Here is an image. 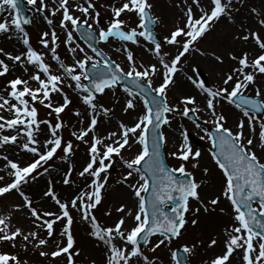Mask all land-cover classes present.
Listing matches in <instances>:
<instances>
[{"label": "snow or ice", "instance_id": "obj_1", "mask_svg": "<svg viewBox=\"0 0 264 264\" xmlns=\"http://www.w3.org/2000/svg\"><path fill=\"white\" fill-rule=\"evenodd\" d=\"M238 2L242 5L244 0ZM26 3L49 26L53 24L51 17L60 13L59 27L65 33L63 43L72 56V63L66 64L57 53L59 36L55 28H51L41 33L39 43L48 49L52 59L57 62L58 69L53 71L52 66L45 61V53L31 45L29 33L24 27L31 20L22 15L21 0H0V34L11 38L9 34L15 33L26 46L25 51L15 55L0 47V54L19 63L26 73L29 66L33 69L28 79L17 76L8 80L4 94H0V111L11 114H0V148L17 145L32 155L29 162L22 164L0 153V158L6 161V175L10 177L0 185V197L17 192L23 203L16 205V209L27 208L32 224L37 229L26 231L22 227H13L9 217L0 216V241L11 242L12 247H16L19 240L25 250L30 244L43 249L54 235L56 222L63 221L60 236L64 242H55L51 251L41 250L39 254L52 258L63 255L67 264H76L75 257L79 251L74 249L76 240L72 232L74 220L71 214V210L75 209L80 213V220L89 225V236L105 246V264H157L158 258L146 255L142 244H151L152 252L164 245L169 248L173 264H188L187 256L182 260L181 253L171 249L172 239L180 237L189 222L192 226L198 224L201 208L205 213L215 212L214 206H218L223 198L229 202L232 224L224 229L222 252L215 255L210 264H232L235 253L240 254L241 264H264V115H257L264 114V86L257 82L258 76L264 77V33L260 31L264 28V8L250 10L259 28L241 24L239 31L232 35L234 41L251 42L255 51L250 53L242 50L236 53L229 50L218 54L215 50H202L199 45L222 18L235 23L233 13L240 9L235 6L234 0H208L207 4H203L202 0H192L198 9L196 14L187 0H181L185 5L183 23L175 25L169 35L164 37L169 45L177 46L176 53L170 59H165L169 53H162V45L154 32V26L161 21L153 12L152 0H119V6L106 5L112 16L104 26H101V13L97 10L95 0H77L74 5L69 0H51L52 7H49V0H26ZM73 9L81 15H74ZM74 32L81 33V38L88 41L87 47L94 55H89L76 42ZM97 38L103 42L115 38L132 44H139L143 38L152 45L148 51L158 58L160 68L156 63H138L133 52L122 45L128 61V70L125 71L119 63L94 46L93 42ZM193 52L210 57L218 65H223L226 59L235 62L223 74L221 82L211 86L206 78H199L202 74L199 67L191 66L192 74H186V78L202 95L203 108L197 96L192 94L181 95L173 103L168 99L170 86L176 84L177 73L183 71L182 61H186ZM78 53L82 54L79 58ZM90 62L92 72L87 71ZM9 71V64L0 58V77ZM158 72L162 77L161 82L153 86L152 78ZM66 79L74 82L67 86L79 93L89 114L87 127L74 131L72 135L89 144V159L79 176L90 178V182L72 198L62 200L49 181L43 195L51 198L60 211L42 212L33 207L32 199L22 189L41 174L37 170L52 160L58 150L64 153L60 157L62 160H68L73 153L72 142H64L59 135V130L64 126L59 116L72 103L63 91L62 85ZM128 79L139 92H134L130 87L123 88L127 94L123 111L127 113L134 110L139 98L143 104L142 114L130 125L120 122L119 131L110 132L106 138L93 135L91 141L85 140L90 132L95 133L99 117H108L113 111L99 103L97 95L114 90L121 81ZM29 80L35 81L36 86H31ZM250 87L254 89L253 95H248ZM53 93H59L63 102L54 105ZM221 101L233 105L241 113L235 130L226 126V115L217 109ZM36 102L50 109V115L53 112L56 114L55 124L38 119ZM202 111L209 113L212 119L202 120ZM75 115L79 117L81 112L76 110ZM177 117L191 121L204 134L202 138H206L211 145L208 151L222 173V180L219 191L213 193L210 199H202L203 182H197L193 172L186 168L189 161L193 169L199 167L201 151L194 149L189 139L190 133L183 125L180 126L181 141L177 150L169 153L182 163L178 167H169L165 163L161 147L167 138L162 128ZM209 123L211 129L204 127ZM41 124L47 125L50 133V138L43 142L38 139ZM4 129L12 131L2 134ZM105 139L112 142L105 143ZM134 145H139V148L130 159L123 160L128 171L119 182L131 191L135 203L132 207L121 203L116 211L123 215L118 217L113 226L102 225L94 210L101 205L108 184L110 165L106 161L114 154L119 156L125 148L132 149ZM43 172L47 173L48 168H43ZM203 172L207 174L209 169L206 167ZM133 177L135 179L129 182ZM0 181H4V176H0ZM62 183H73L71 167L64 173ZM192 200L200 207L190 208ZM219 211L225 213L226 209L219 208ZM189 212L191 217L188 216ZM107 214L111 215V212ZM129 217L132 219L130 227L126 225ZM40 230L45 232L44 236H41ZM154 236L162 238L153 243ZM203 243L201 240L190 245L184 244L183 253L194 255L198 245ZM217 243V239L211 238L208 246L214 247ZM0 264H22V261L17 255L0 252ZM91 264L96 262L93 260Z\"/></svg>", "mask_w": 264, "mask_h": 264}, {"label": "rangeland", "instance_id": "obj_2", "mask_svg": "<svg viewBox=\"0 0 264 264\" xmlns=\"http://www.w3.org/2000/svg\"><path fill=\"white\" fill-rule=\"evenodd\" d=\"M24 2H25L27 9L29 11L31 10V13H32V11H33L32 6L28 5L26 3V0H24ZM234 2H235V6L240 9L239 12L233 13L235 23H233L229 20L227 23H224L223 21L217 23L216 26L211 31V33L208 36H206L204 40H202L200 42L199 47L202 50H208L209 52L212 50H215L218 54L222 53V52L226 53L229 50L234 51L236 53H239L240 51L243 50V47L241 48V46H240L241 41H234L232 39L233 33H236L239 31V25L244 24L245 26H251L253 29L259 28V25L256 24V22H255L256 17L254 16V14H251V12H250V10L252 8H257V5H256L257 0H249V1L244 0V3L242 5L238 2V0H234ZM95 3L99 6H102L99 9V11L101 13V20H102L101 26H104L107 24V22L109 21V19L112 16L111 10L108 7L104 8V6L112 5L113 3L111 2V0H95ZM152 3L154 5L153 12L156 16L160 17V21H161L155 27V32L157 33L158 37L161 38L164 42L162 44L161 51H162V53H169V56L165 57V59L171 58L172 55H175L177 46L169 45L166 42V40L164 39V37L169 35L170 31L174 29L175 25H177L172 20V18H173L172 16H173V14H175L174 11L180 10L181 13H183L185 5L183 3H181V0H152ZM187 3L193 7L194 14L198 13V10L196 9L195 5L192 4V0H187ZM258 4L260 6H263L260 3H258ZM6 15H7V13H6ZM249 15H252V16H250V18H249ZM253 18H255V20ZM133 19H135V17H133ZM252 20H254V23L251 22ZM34 23L35 22H32V19H31V24L25 30L29 34H32L33 43L40 48L41 44L39 43V40L41 37V33L44 31H50V29L48 30V28H46V26L45 27L40 26V25L38 26V25H35ZM260 31H261V33H264V28H261ZM219 33H221V36L219 35V38H216ZM76 35H77V33H76ZM35 39L37 40L38 44L35 43L36 42ZM18 41H19V43H22V39L19 38ZM3 43L0 44V47L3 46ZM126 44H128V46H129L128 49L133 52L134 58L136 59V61L138 63L142 62L145 65L149 64L146 62L145 59L142 60L139 57V56H141V53L139 51L144 49V48L145 49L151 48L152 47L151 44H148L146 41L143 40V38L140 39L139 44L130 45V44H132L131 42H126ZM82 47L85 49V51L87 50L89 55H94V53H92L91 51L89 53V51H88L89 49L85 44ZM101 50H102V48H101ZM104 51L106 52V50H104ZM191 54L200 56L201 59H203V56H201L199 53L193 52ZM191 54L187 57L186 61H182L183 66L187 67L189 64H190V68L193 65L198 66L201 73H202L201 76L199 77L200 79H205L206 77L211 79V77H213L214 75H217V77H220L219 70H215V73H212V70L211 71L206 70L203 65H199L196 62L189 63L188 59L191 56ZM123 55H124L123 59L127 63L128 61L126 59V53L124 52ZM108 56L113 61H115L116 63H119L120 59H119L118 55L116 57H114L112 55L114 58L109 54H108ZM138 57H139V59H138ZM0 58H2V57H0ZM2 59H4V58H2ZM97 59H99V58L97 57ZM156 60L158 61L157 57H156ZM5 61H6V63H8L7 59H5ZM11 63H14V62H11ZM71 63H72V61H71ZM214 63H215V61H214ZM225 63L230 64V63H235V62L229 61L226 59ZM225 63L223 65H218L216 63L215 64L220 66V68L223 70L226 67ZM12 66L13 65L9 66L10 71L8 74H6L3 77H0V94H4V90L6 89L5 86H7L8 80L13 79L17 76H20L21 78H23L22 75L17 72V70L12 69ZM121 66L125 69V71L128 70L127 66H123V65H121ZM189 71H191V69H189ZM161 79L162 78H159V79H157V81L153 82V86H158V84L161 82ZM210 79H208V80H210ZM69 83L74 84V82L68 80L67 83H64V85H62V87H63L64 93H66L69 96L72 103L59 116V120L62 121L64 124V126L59 130V135L62 137V140L64 142H67V141L72 142L73 153L69 157L68 160H62L60 157L63 156L64 153L61 150H58L57 153L55 154V156L53 157V159L48 161L47 164L43 165V168H48V169L57 163H61L63 165L61 171L58 174V179L55 182H54V180L49 178L50 177L49 174L43 172V168L38 169L37 171L41 174L37 175L35 180H30L29 183L27 185H24L23 189H22L25 192V194H27L29 197H30V194H32L33 192L35 194V193H38V191H39L43 194L49 185V181H51L53 189L58 194L59 198H61L62 200H68V199L72 198L73 195L78 191V190H76V188H72L73 183L72 184L70 183L71 185L66 187V191H64L62 189L63 186L61 183H62V180L64 178V173L67 172L70 167H71V181H73V175H74L75 168H76L77 164L78 163L81 164L82 161H83V163H86L87 160L89 159L87 157L84 160H80L82 157H80V154L78 153V150L80 149L79 148L80 144H83L84 147L87 149L89 148V144L85 143L84 141L78 140L75 136L72 135V133L74 131L78 132L81 128H85V124H86L85 122L88 123L89 116H87V119L82 126L79 127L77 124H75V125L73 124V116L75 115V112H76L74 110L76 99L73 98V93L75 91L74 88H69L67 86ZM208 83H209V81H208ZM30 85L35 87L36 82L34 84L32 83ZM116 88H119L120 90L116 89ZM116 88H115L116 90L115 89L114 90H106V92L102 95L98 94L97 95L98 102L105 105L106 107H111L113 105H116V103L118 104L120 102L117 106L119 109L122 108L123 103L121 101L116 100L117 102L114 104V102L108 97L109 93L116 94L118 92H123L124 95L127 96V94L123 91V87L117 86ZM253 90L254 89H252V91ZM180 94L181 93L178 91V88H176L175 85L170 86L169 92H168L169 102L170 103L176 102L175 98H176V96H178ZM185 94H190V93L187 92ZM137 100H138L137 101L138 104L140 105V112L142 114V111H143L142 100H140L139 98ZM62 102H63V100H62V97L60 94H59L58 99H56L55 96L52 94V103L54 105H57V104L62 103ZM220 103L221 104H219L218 110H219V112H223L226 115V117H227L226 126L235 130V125H236L237 120L239 118L236 117L235 115H233V113L228 112L229 107L231 108L230 104H228L225 101H221ZM35 106H36L37 111H38V119L39 120L51 121L53 124H55L57 122L56 114L54 112L51 115L49 114L51 111L50 109H48L47 107H44L39 102H36ZM237 111H239V110H237ZM0 114L5 115V116L11 115L8 112L3 113L2 111H0ZM121 114H123V115H115L111 112L110 115L107 117V118H112V120H113L117 116L114 119L116 121L115 122V124H116L115 128H117V129L119 128L118 125L120 122H124V123L130 125V124L134 123L136 120V118L132 119L131 121L127 120L128 115L126 116L125 112H122ZM200 115H201L202 120L203 119H208V120L212 119L211 116L209 115V113H207V112L202 111ZM102 117H103V115H101L99 117V120H101ZM177 119L180 120V122L176 124L179 131H180V126L183 125L188 130V132L190 133L189 139H190V142L192 143L194 149H199L201 151V157L199 158V167L196 169H193L191 167L192 162L189 161L186 163V168L189 171L193 172V175H194L195 179L197 180V182H201V181L203 182L202 188H201L202 199H206V200L210 199L212 194L215 193L213 190H215L216 187L218 186V182L222 180V173L220 172V170L215 165V163L212 160V158L209 154V151H208V149L211 147V145L206 138H202L204 136V134L202 132H200L199 129L195 128L194 124L191 121H189L186 118L181 119V118L177 117ZM42 125H43V127L48 129L47 125H45V124H42ZM170 126H172V122L170 125L163 126V133H164L166 138H167L169 132L172 131V129H170ZM204 127H208L210 129L212 127V125H211V123H209V124L204 125ZM257 130H258V125H257ZM11 131L12 130L8 129L3 134H8ZM97 133L98 132H95V133L91 132L90 134H88L87 137H85V140L91 141L92 136L96 135ZM245 134L246 135L248 134L247 125L245 127ZM105 143H111V142H105ZM177 146H178V144L171 143L168 140L165 143L166 157H167V160H168L169 165L171 167H178L179 164L182 163L181 160H178L175 157H172L169 155L170 152L177 150ZM138 148H139V145H137L136 148L125 159H130L135 154V152L137 151ZM127 150H128V148H127ZM102 151H103V149H102ZM5 152H6L5 149H4V151H0V153L7 155L10 160H18L22 164L27 163L32 159L31 154H30L29 158H26L27 160L23 161L22 158H17L15 156L8 154V153H5ZM259 154L260 153L258 152V155ZM119 156L114 154L110 160L106 161V163H108L109 165L112 164L113 161H115V163H116V168L114 170L111 169L110 167L108 169V172H107L108 181H111L113 178H116L118 176L122 177L128 171V169L126 168L123 161H122V166L120 165V157ZM3 163L4 164H2V166L4 167L6 164V161L3 160ZM206 167L209 169V172L207 174H205L203 172V169ZM9 179H10V177H7L6 179H4L3 182L0 183V185H2L4 182H7ZM88 182H90V178L88 179ZM216 192H218V191L216 190ZM13 195L19 196V194L17 192L13 193ZM40 197H41V195H40ZM47 198L50 201H52L53 204L55 205L56 209L58 211H60L58 206L55 204V202L51 198H49V197H47ZM108 198H109V195L108 194L106 195L104 193V199L102 200L101 205H99L97 207V209L94 210V214L96 215L97 220L102 225L113 226L114 225L113 224L114 216H116L118 213L116 211V208L118 207V205H117L116 201H113L111 199H110L111 200L110 201ZM222 201L223 202L225 201L227 203L228 208L231 210L229 202L227 200H224L223 198L221 199L220 204L218 206H214V207L219 208L220 205H222V203H223ZM21 203H23V201ZM33 203H34V198H33ZM16 205H18V204H16ZM15 206L14 207H8L7 206V200L4 198L1 199L0 200V216L9 217L10 218V224L13 227H22L26 231L37 230L33 226V224H32V227H28L29 221L32 222V219L30 218V215L28 213V209L24 208L22 210H17ZM33 207H36L38 210L43 211V209L38 204H33ZM195 207H200V205L195 200L190 201V208H195ZM109 211L111 212V215L107 214ZM212 213L213 212L205 213L203 211V209L201 208V212L199 213L198 224L196 226H192L191 223L189 222L186 225L185 230H182L181 236L178 238L172 239L171 246H170L171 249L176 250L178 247L182 248V246L184 244L190 245L194 242L201 241V239L206 238L208 236L210 237V239L211 238L217 239V241L219 240L218 237H221V239L224 240V236H225L224 229L232 224V217L230 216V214H226L224 217H219V218L213 217L207 221H204L203 217H205L206 214L209 215ZM71 214H72L73 220H74L73 225H72V232H73V236L76 240V244L74 246V249L76 251H79V255L75 257L76 264H91V262L93 261V258L90 255H88L86 253V251H84L81 247L82 243H83V242H81L82 235H81V232L79 231V228L77 225V221H81L80 220V213L77 210L72 209ZM118 214H119V216L123 215V213H118ZM188 216L191 217V212H189ZM62 225H63V221L61 222V230H62ZM84 225H85V223H84ZM57 232H58V225L55 224L54 225V235L52 238H54L57 235ZM40 234H41V236H44L45 232L43 230H40ZM161 238L162 237L155 236L152 238V242L155 243L156 240L161 239ZM219 241H221V240H219ZM59 242L63 243L64 238H61V240ZM54 247H55V242L52 244H49L48 246H45L43 249L34 248L30 244L28 249L25 250L21 246L19 240L17 241L16 247H12L11 242L0 241V252H8V253H11L13 255H17L20 258V260L22 261V264H67L66 258L63 255L61 257L52 258L51 256L45 257V256H41L39 254L41 250L51 251ZM142 247H143L145 254L148 255L150 258H153V257L158 258L157 264H173V262L171 261V256H170V252H169L168 247L162 245L159 249L156 250V252L151 251V247H152L151 244H149L148 246L142 245ZM103 250L105 252V246H104ZM222 250H223V248L221 247V245L209 247L208 242H204L203 244L198 245L194 255H189V259H190L191 264H210V259H211L210 256L211 255H217V254L221 253ZM105 254H106V252H105ZM238 255H239V261H240V254L238 253ZM240 264H241V262H240Z\"/></svg>", "mask_w": 264, "mask_h": 264}, {"label": "bare ground", "instance_id": "obj_3", "mask_svg": "<svg viewBox=\"0 0 264 264\" xmlns=\"http://www.w3.org/2000/svg\"><path fill=\"white\" fill-rule=\"evenodd\" d=\"M69 2H70V4L74 5L77 2V0H69ZM111 2L113 3L112 5L119 6V0H111ZM207 2H208V0H202L203 4H207ZM258 3H260L263 6H260ZM256 5H257V9L264 8V0H257ZM52 6L53 5L51 3V0H49V7H52ZM57 6H58V4H57ZM101 7L102 6L97 5V10L99 11V9ZM104 8H105V6H104ZM196 9H197V7H196ZM27 12H28V14L31 17L30 20L32 19V22H35L34 23L35 25H38V26L40 25V26H43V27L46 26V28H48V30H49L50 27L55 28V30H57V35L59 36V40L57 41V43L59 44V47L57 48V53L60 55L61 59L66 64H71L72 56L68 52L67 46L63 43V41L65 40V33L59 27L60 13L58 12L55 17H51L53 19V24L51 26H49L46 23V21L42 18V16L40 14L35 13L34 11H32V13H31V10L30 11L28 10ZM73 13H74V15H77V16L81 15L78 11H75V9H73ZM174 13L175 14H173V16H172L173 17L172 18L173 22L175 24H178V23L182 24L183 20H184L183 13H181L180 10L174 11ZM5 15H6V13H5ZM250 16H252V15H249V18H250ZM122 18L126 19L127 17L126 16H124V17L122 16ZM253 19L255 20V18H253ZM254 20H252L251 22L254 23ZM221 21H223L224 23L228 22V20L224 19V18H222L219 22H221ZM9 35L11 36V38L6 37L5 34H0V44H2L4 42L3 46H1V47L4 48L6 52H11L14 55L15 54H19L20 52H23L26 48L23 45V43H19V41H18L19 38H18L17 34L11 33ZM219 35L221 36V33H219L216 38H219ZM74 36L76 37V42L79 43L81 47L84 46V43L81 40H79V37L76 36V35H74ZM122 45H126V47L128 46V44H126L125 42H121V41H119V40H117L115 38H110L109 41H107V42L98 41V45L97 46L99 48H102V50L103 49L106 50V53L111 55V56L113 55L114 57H116L118 55L119 59H120L119 63L121 65H123V66H127L128 67V62L126 63L124 61V59H123V57H124L123 53L125 51L123 50ZM240 46H241V48L243 47V50L249 51L250 53L255 51V49L253 48V45H252L251 42H249V43L241 42ZM50 47H51V45H50ZM148 49L149 48H146V49L144 48V49L140 50L139 52L141 53V56H139V57L142 60L145 59L146 62L149 63V64L150 63H156L157 67L160 68L159 63L156 60V56L153 55L152 53H150L148 51ZM88 51L90 53L91 50L89 49ZM41 52L45 53V56L47 57L46 58L47 59V63H49L52 66L53 71H57L58 64H57L56 61H54L52 59L51 53L48 51V49H45L42 46L41 47ZM80 56H81V53H78L77 54V58H79ZM0 57H2L4 59H7L2 54H0ZM139 57H138V59H139ZM166 59H170V58H166ZM11 62L12 61L8 60L9 66L13 65L12 69L17 70V72L20 73L24 79H28V76L33 71L31 66H29V70L26 73L24 71L23 67L19 63H11ZM188 62L189 63L196 62L199 65H203L206 70H210V71L212 70V73H215V70H219L220 77H217V75H214L213 77H211V79L206 77L207 80L210 79V80H208L210 86L219 84L221 82L223 74L225 72H227L230 69V67L234 64V63H230V64H226L225 63L226 67H225V69L222 70L220 68V66L216 65L214 63V61L211 60L210 57L203 56V59H201L200 56H197V55H194V54H191V56L188 59ZM189 69H191L190 68V64L187 67L183 66V71L180 72V73H177L175 86H176V88H178V91L181 94L176 96L175 101L177 102L178 98L181 95H185V93L189 92L190 94L197 96V101L200 104L201 108H203L202 95L199 94V91L197 89H195L191 85V83L187 80V78H186V74L187 75H191L192 74L191 71H189ZM60 71H62V70H60ZM161 72H162V69H161ZM159 78H162L160 72H158L157 75H155L152 78L153 82L157 81V79H159ZM67 81H68V79L65 80V83H67ZM257 82L261 86H264V77L258 76V81ZM32 83L34 84L35 81L29 80V84H32ZM5 88H7V86H5ZM116 89H119V88H116ZM252 89L253 88L250 87V89L248 91V94H252L254 92V90L252 91ZM53 95L55 96L56 99L59 98V94L58 93H53ZM108 97L114 102V104L117 101H121L123 103V107H124V102H125L126 95H124L123 92H118L116 94L109 93ZM73 98L76 99L74 110L75 111L79 110L81 112V115L79 117L76 116V115L73 116V124L74 125L77 124L80 127V126H82L84 124V122L86 121L87 116H89V114H88V110L86 109V106H84L82 101L80 100L79 93L76 90L73 93ZM137 101L138 100H136L137 107L134 110H129L125 114L126 116L128 115L127 116V120L131 121L132 119L137 118V116H139L141 114L140 105L138 104ZM118 104L116 103V105H113V106L110 107L111 109H113L112 113L115 114V115H123V114H121L122 112H124L123 111V107L119 109L118 106H117ZM218 107H219V105L217 106V109H218ZM2 112L6 113V111H2ZM228 112L233 113V115H235L238 118H241L240 111H237L236 108L233 105H231V108L229 107V111ZM114 119L112 120V118H107V117L103 116L101 118V120H99L100 122H99L98 126L96 127L95 132H98L96 135H99L102 138H106L110 132H114V131L118 132L119 128L118 129L115 128V126H116L115 122L116 121ZM179 122H180V120L176 118L175 120L172 121V126H170V129H172V131L169 132V134L167 136V140L169 142H171V143L179 144L180 141H181L180 131H179L177 125H176ZM85 123H86L85 127H87L89 121H88V123L87 122H85ZM40 128H41V132L38 134V139L43 142L46 138H50V133L48 132L47 128L43 127L42 124L40 125ZM7 130L8 129L2 130V134L4 132H6ZM116 138L117 137H113L112 139H116ZM104 142H112V140L105 139ZM136 146L137 145H134L133 148L130 149V150L129 149L127 150V148L122 150V152H121V154L119 156L120 157V165L121 166H122V161L125 160V158L127 156H129V154L136 148ZM79 148L80 149L78 150V153L80 154V157H82L80 160H84L87 157L89 158L88 149L85 148L83 144H80ZM4 149L6 151L5 153L11 154V155H13V156H15L17 158H22L23 161L27 160L26 158L30 157L29 153H26V152L22 151L17 145H5L4 148H0V151H4ZM2 164H4V163H3L2 158H0V176H4V179H6L9 176L6 175L7 169H5V166L3 167ZM85 164L86 163H83V161H82V163L81 164L78 163L76 168H75V172H74V175H73V181H72L73 182L72 188H76V190H79L80 188H83L85 186V184L88 183V179H89L88 177H80L79 176V172L82 170V167ZM62 166L63 165L61 163H57V164L51 166L48 169L47 174H49V176H50L49 178L54 180V182L57 181L58 174L61 171ZM134 179H135V177H133L129 182H132V180H134ZM120 180H121V177L118 176L116 178H113L111 181H108V184L106 186L105 194L109 195V198H108L109 200L111 199L113 201H116L118 206L121 203H124V204H127L129 207H132L134 205V203H135V198L131 195V191L127 188V186L124 185V184H121L119 182ZM1 182H3V181H0V183ZM61 184L63 186L62 189L64 191H66V187H68L72 183L69 184V185H65L63 183H61ZM220 186H221V181L218 182V186L213 191L214 192H216V190L219 191ZM13 193H15V191H13L10 194H7L6 197H0V200L3 199V198L7 200V206L8 207H14L16 204H21V202H22L21 197H19L17 195L15 196V195H13ZM40 195H41V197H40ZM30 197L32 198V201H33V198H34V203L33 204H38L43 209V211H51V212H56V213L59 212L56 209V207L53 204V202L50 201L47 197H45L41 192L38 191V193H35V194L33 192L32 194H30ZM219 208H225L226 212L225 213H220ZM219 208H216V211L213 212L212 214H209V215L206 214V216L203 217L204 221H207V220H209V219H211L213 217H216V218L224 217L226 214H230V216H231V210L228 208L227 203L225 201L222 203V205H220ZM126 211H127V209H126ZM118 217H119V214L117 213V215L114 216L113 224L116 222ZM61 222L62 221H57L56 222V225H58V232H57V235L54 238H50L49 244H52L54 242H59L61 240V238H62L60 236ZM84 223H85L86 226L84 225ZM84 223L82 221H77V225H78L79 231L81 232V235H82V237H81V242H83L82 246H81L82 249L84 251H86V253L93 258V260L96 262V264H105V256H106V254H105V252L103 250L104 249V245L100 244L99 242L95 241L94 238L89 236V226H88V224L86 222H84ZM126 225L129 226V227L132 225L131 217H129L127 219ZM28 227H32V222L31 221H29V226ZM218 238L221 241L218 240L217 245H221V247L223 248L224 247L223 240L221 239V237H218ZM209 239H210V237L208 236V237L203 238L201 240H203L204 242H209L210 241ZM214 256L215 255H211L210 256L211 259ZM232 264H240L238 253L234 254V259L232 261Z\"/></svg>", "mask_w": 264, "mask_h": 264}, {"label": "water", "instance_id": "obj_4", "mask_svg": "<svg viewBox=\"0 0 264 264\" xmlns=\"http://www.w3.org/2000/svg\"><path fill=\"white\" fill-rule=\"evenodd\" d=\"M89 70H90V72L93 71L92 68H91V66L89 67ZM161 151H162V147H161ZM179 252L181 253V257H182V259H184L185 254L182 252V250H179Z\"/></svg>", "mask_w": 264, "mask_h": 264}]
</instances>
